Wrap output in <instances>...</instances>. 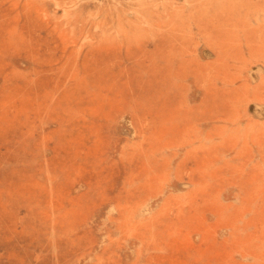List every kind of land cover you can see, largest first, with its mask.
<instances>
[{"label":"rangeland","instance_id":"obj_1","mask_svg":"<svg viewBox=\"0 0 264 264\" xmlns=\"http://www.w3.org/2000/svg\"><path fill=\"white\" fill-rule=\"evenodd\" d=\"M0 264H264V0H0Z\"/></svg>","mask_w":264,"mask_h":264}]
</instances>
